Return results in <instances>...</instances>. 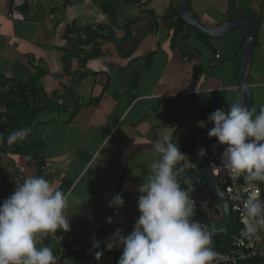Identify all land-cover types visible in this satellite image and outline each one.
Listing matches in <instances>:
<instances>
[{"label":"crops","instance_id":"obj_1","mask_svg":"<svg viewBox=\"0 0 264 264\" xmlns=\"http://www.w3.org/2000/svg\"><path fill=\"white\" fill-rule=\"evenodd\" d=\"M229 1L188 3L203 24L214 27L230 20L234 9ZM234 1L240 14L254 13L262 19L248 83L250 89L264 86V0ZM178 3L0 0V98L17 83H30L38 91L32 93L30 106L39 111L32 125L35 131L24 145L17 143L26 153L15 145L0 148V170L19 163L24 178L44 176L54 189L66 193L70 230L41 237L39 245L50 247L55 255L56 235L69 234L79 248L63 264L77 259L82 264L117 262L122 249L109 251L104 241L117 228L125 234L133 230L140 215L139 186L159 159L157 139L167 135L182 151L190 133L206 129L199 121L218 108L227 111L231 103L242 104L238 53L246 24L219 38L183 24H177L174 34L169 15L179 17ZM72 24L81 27L83 40L91 36V42L80 46L75 34L66 38V27ZM236 31L237 40L225 42ZM229 85L237 91L221 90ZM259 104L254 114L264 101ZM35 159L37 164L31 162ZM184 162L191 164L186 155ZM15 188L0 180V204ZM117 193L125 204L110 208ZM213 205L209 216L219 221L223 213ZM94 235L101 242L98 249L93 247ZM260 249L264 250V238ZM97 252L102 253L99 260ZM256 264H264V258Z\"/></svg>","mask_w":264,"mask_h":264},{"label":"clouds","instance_id":"obj_2","mask_svg":"<svg viewBox=\"0 0 264 264\" xmlns=\"http://www.w3.org/2000/svg\"><path fill=\"white\" fill-rule=\"evenodd\" d=\"M221 90L237 91L231 85ZM209 123L214 126L208 128V136L224 146L222 167L233 179L243 176L247 184L241 220L246 232L255 234L264 229V200L256 183L264 182V107L254 115L241 103H231L227 111L218 108L206 121L198 122L204 128ZM29 131H13L7 143L22 141ZM3 139L0 136V143ZM154 149L159 159L151 163L139 186L140 215L133 230L125 234L117 228L104 244L109 251L122 249L117 264H210L214 256L211 233L193 218L191 178H184L187 190L179 180L185 168L178 165L185 160V153L167 135L157 139ZM204 153L203 147L198 150V155ZM67 203L66 193L54 189L44 176L17 181L13 193L0 204V264H56L52 249L39 246L40 239L70 230ZM124 204L123 195L117 193L108 206L120 209ZM107 222L112 223V217ZM100 245L94 235L93 247ZM101 255L96 253L97 260Z\"/></svg>","mask_w":264,"mask_h":264},{"label":"built area","instance_id":"obj_3","mask_svg":"<svg viewBox=\"0 0 264 264\" xmlns=\"http://www.w3.org/2000/svg\"><path fill=\"white\" fill-rule=\"evenodd\" d=\"M159 21V19H158ZM219 54L216 55V58ZM224 146L217 143L216 138H210L209 142L205 146V158L210 171L216 178L227 205L230 209V213L234 214L242 224V227L234 233L227 244H222L221 249L214 248L212 229L202 225L206 231L211 233L212 243L210 247L214 252V256L210 264H237L239 261L248 260L252 258H264V250L260 249V244L264 238V229L259 230L255 234H248L245 226L242 223L241 217L243 212L242 201L246 199L248 187L245 183L243 176L233 179L229 176L227 171L222 167L220 161V155ZM32 163L34 161H31ZM40 170L45 171V166H40ZM22 166L19 163H13L5 170H0V180L11 186H17L18 182L24 180ZM197 184L193 191H190V197L194 200V211L199 209L201 197V190L199 184L203 181V176L198 175L194 177ZM260 191V197L264 200V182H256ZM79 248L78 243L73 240L69 234L60 233L56 235V264H63L66 257L71 255L72 250ZM72 264H82L81 261H77ZM104 264H117L114 262H108Z\"/></svg>","mask_w":264,"mask_h":264},{"label":"trees","instance_id":"obj_4","mask_svg":"<svg viewBox=\"0 0 264 264\" xmlns=\"http://www.w3.org/2000/svg\"><path fill=\"white\" fill-rule=\"evenodd\" d=\"M229 8L234 9V11L231 13L230 12V19H233L235 17H237L240 12L238 10L235 9V1L234 0H230L229 1ZM254 14V13H253ZM256 15V14H255ZM172 16L175 15H169V19L171 21L170 24V28L173 30L174 34H176V26L177 24H183V25H187L181 18H179L178 16H175L177 19L173 20L174 18ZM258 20H259V26L261 25L262 19L260 18L259 15H256ZM173 20V21H172ZM189 26V25H187ZM190 28H193L191 26H189ZM80 28L78 27L76 24H72V26H67L66 27V31H65V37L69 38V36H72L73 34L76 35V41L75 44L78 45H84V44H88L89 42H91L92 37L88 36L86 39L88 40H83L81 38V33L80 32ZM91 28V27H89ZM86 28H84L85 30ZM202 35L205 36L204 33L200 32ZM95 36V35H93ZM99 36L97 35V38ZM107 39L109 40L110 37L108 36ZM243 45V43H242ZM242 45L239 49V53L241 52L242 49ZM197 72H195V77H196V73H198V70H195ZM34 92H38L36 90V88L31 87L30 83H17V85L8 90V93L6 96L0 98V104H4L3 107L4 109L0 112V136H2L3 142L0 143V148L2 147H6V148H10V146H14L16 147V149L25 151L26 153V149L23 148L22 146H18L17 143L21 142L23 143V145L25 144V139H23L22 141H17L15 142V144H8L7 143V137L10 133H12L15 130H19V129H24V128H28L30 129L29 133L27 136H29V134H32L35 130L34 127H32L33 122L35 121V116L38 114V110L33 109L30 106V98L32 93ZM11 97L10 99L6 98V97ZM255 115V114H254ZM211 123H209L208 125H210ZM33 131V132H32ZM197 134H199V132L195 131L190 133L186 139L185 142L183 144L182 147V151L185 153V155L189 158V161L191 162V164L189 163H185L184 161L180 162L179 167H184L186 171V173H188L189 175L187 177L191 178V191H193L195 189V187L197 186L194 177L198 176V175H202L200 168L196 162L195 156H194V152H193V143H194V139L197 136ZM26 136V137H27ZM25 137V138H26ZM37 155V154H36ZM34 155V158L35 156ZM38 156V155H37ZM34 161V160H31ZM37 164V161L35 159L34 164ZM40 165V164H39ZM45 166L44 164L41 163V166ZM186 165V167H185ZM46 167V166H45ZM184 178H186L185 176H181L179 177L180 183H181V187L184 189H188V185H186L184 183ZM199 188L200 190L203 192H208V185L206 183V180L203 177V181L199 184ZM210 195V193H209ZM210 198L211 195H210ZM193 213H197L196 211L193 210ZM199 213V212H198ZM202 216H205L211 220L217 221L215 218L210 217L209 213H200ZM232 217V222L224 229V230H219V231H212L213 234V243H214V248H218L221 249L222 244H227L231 238V236L236 233L241 227L242 224L240 223L239 219L234 215L231 214ZM223 219V216L221 218V220ZM262 258H252V259H248V260H242L239 261L237 264H256L257 262L261 261Z\"/></svg>","mask_w":264,"mask_h":264},{"label":"water","instance_id":"obj_5","mask_svg":"<svg viewBox=\"0 0 264 264\" xmlns=\"http://www.w3.org/2000/svg\"><path fill=\"white\" fill-rule=\"evenodd\" d=\"M177 13L187 25L204 33L210 38L223 37L234 31L240 24H246L247 30L238 65V82L243 92L242 105L248 107L250 110L253 102V95L248 83V75L259 35V20L257 16L252 13H241L233 19L222 22L214 27H208L195 16L189 7L188 0H179ZM213 126L214 125L210 124L204 131L197 134L193 143V152L200 171L208 185L209 193L214 203L223 213V219L214 221L198 213H193V218L213 231H219L224 230L232 222L230 209L216 178L210 171L205 153L203 156L198 155V150L202 147L205 149V146L209 142L210 137L208 136V128Z\"/></svg>","mask_w":264,"mask_h":264},{"label":"rangeland","instance_id":"obj_6","mask_svg":"<svg viewBox=\"0 0 264 264\" xmlns=\"http://www.w3.org/2000/svg\"><path fill=\"white\" fill-rule=\"evenodd\" d=\"M237 34H239V31H236L235 34L232 37H230L228 40H226L225 42L234 43L237 40V37H238ZM251 91H252L254 103L252 104V107L250 110H253L255 112L260 105L259 102L261 103L264 101V99H262L264 98V86L252 87ZM202 197L203 198L201 199L199 210L202 211L203 213H208L212 209L211 205L214 202L211 200L208 192H204ZM213 209H215L216 211L219 210V208H217V205L215 203L213 205ZM109 262H114V261H109Z\"/></svg>","mask_w":264,"mask_h":264}]
</instances>
